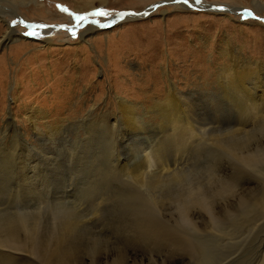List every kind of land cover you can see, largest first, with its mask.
<instances>
[{
    "label": "rangeland",
    "instance_id": "rangeland-1",
    "mask_svg": "<svg viewBox=\"0 0 264 264\" xmlns=\"http://www.w3.org/2000/svg\"><path fill=\"white\" fill-rule=\"evenodd\" d=\"M22 1L0 0L20 14L5 19L22 39L0 50V224L38 223L39 237L70 224L86 264H264V119L243 111L224 73L231 54L264 65V6ZM122 15L135 19L117 27ZM171 84L192 135L157 106ZM119 99L134 104L135 124ZM33 108L49 114L35 129Z\"/></svg>",
    "mask_w": 264,
    "mask_h": 264
},
{
    "label": "bare ground",
    "instance_id": "bare-ground-1",
    "mask_svg": "<svg viewBox=\"0 0 264 264\" xmlns=\"http://www.w3.org/2000/svg\"><path fill=\"white\" fill-rule=\"evenodd\" d=\"M88 1V0H87ZM168 1V0H167ZM174 1V0H173ZM172 1V2H173ZM264 0H251L252 2V7L254 9V11H256V9L258 8H263L264 4L263 2ZM26 2L23 0L22 4H25ZM103 3H99V6H101ZM190 4V5H189ZM191 3H186L183 6V10H186L187 7L191 6ZM91 10H93L94 5L93 3L91 4V2H87L85 4V6H81L78 5L76 6V9L78 10L77 13H83L84 10H87L89 8H91ZM226 9V8H225ZM224 9V10H225ZM9 10V11H7ZM230 10V9H229ZM228 10V11H229ZM13 14L16 15V17L19 19L21 16L18 13L17 10L14 9H8V7H0V19H1V25L2 28H4L3 32L0 34V50L2 48H4L7 44L9 43H17L19 46H21V42L22 39L17 36V34H15V31L12 30V26L11 23H9L7 21V19H5V14ZM167 13V11H163L162 12V16H165V14ZM10 15V14H9ZM224 15V14H223ZM123 19L121 23L117 24V27H121L123 25V23H126L127 21L131 20V19H135L134 17H128V16H121ZM21 19V18H20ZM66 19V18H65ZM68 19V17H67ZM89 20V19H87ZM86 20V21H87ZM91 22V21H90ZM97 26H92L90 25L89 28H95ZM264 27V26H263ZM134 29V28H133ZM91 30H85L83 32V35L81 37V39L83 40V38L88 37L90 35H93L94 33L90 32ZM226 38V37H225ZM25 39V38H24ZM228 40V39H227ZM229 43V42H228ZM230 44V43H229ZM31 45V44H30ZM53 44L51 43L50 40H47L44 42V46L46 48H51ZM41 48V47H40ZM230 52V51H229ZM239 52V51H237ZM224 53V52H223ZM232 53V51H231ZM230 53V54H231ZM234 53V52H233ZM241 54V53H240ZM239 54V55H240ZM225 55V54H224ZM234 57V54H231ZM231 57V56H230ZM229 57V59H230ZM231 57V64L230 66L226 67L224 69V73L226 74H222L225 75L227 77V81L225 84H227V86L230 88L229 90L231 91L234 90L235 95H238V99L240 100L239 104H243V98L246 99V105H242V109L243 111H247L250 112L251 114H253L254 116L259 117V115H261L264 119V65L259 61L256 62V64L258 63L257 68L259 69H255L252 66V64H248V62H243L239 61L238 59H235ZM236 57V56H235ZM240 59V58H239ZM248 61V60H247ZM254 65V64H253ZM220 74V73H219ZM221 75V74H220ZM224 76V77H225ZM218 79V78H217ZM223 80V79H222ZM225 82V81H223ZM221 83V82H219ZM224 84V86H226ZM176 85V84H175ZM224 86L222 88V90L224 89ZM177 87V86H176ZM221 87V86H220ZM227 87V88H228ZM225 90V89H224ZM228 91V89H227ZM233 91V92H234ZM233 92L231 94H233ZM189 93H193V92H189ZM167 98H166V104L164 102L162 103H157V106L159 108H161L160 110H164V113L166 111L167 113V119L169 124L176 126V129H183V132L186 134H190L192 135L194 133V128L189 124V122H185L183 121L181 118V116H179L180 111H182L183 107L186 105L185 100H183V98L180 96L181 93L177 92L176 93V88L174 85H170L169 89H167ZM183 94V92H182ZM230 94V95H231ZM184 95V94H183ZM234 95V94H233ZM234 95V96H235ZM236 95V96H237ZM241 97V98H240ZM224 98V97H223ZM232 100V99H231ZM248 100V101H247ZM188 104V103H187ZM238 104V103H237ZM134 104H131L130 102L123 100V99H119V106L121 109V114L122 116L125 118V121L127 122V124H130L134 122V112H132V110H130V108L133 109ZM133 106V107H132ZM188 107V105L186 106ZM185 107V108H186ZM240 107V106H239ZM155 108V107H154ZM94 109V108H93ZM157 109V107H156ZM155 109V110H156ZM12 110V109H11ZM134 110V109H133ZM158 110V109H157ZM159 110V111H160ZM185 110V109H184ZM94 111V110H93ZM135 111V110H134ZM158 111V112H159ZM90 112V111H89ZM162 112V111H161ZM188 113V112H187ZM9 118L7 123L9 122L12 125H17V119L15 120L14 116L12 113H9ZM49 117V114L46 111H41V110H36L33 108V110L31 111L30 115L28 116V120L34 124V129L36 128L35 124L37 121L42 120V119H46ZM186 117V116H185ZM166 119V118H165ZM121 120V119H120ZM82 122L85 121V119L80 120ZM188 121V120H187ZM263 121V120H262ZM117 122V121H116ZM135 124V122H134ZM15 125V126H16ZM131 125V124H130ZM264 125V123H263ZM134 126V128H138L135 127L136 125H132ZM131 126V127H132ZM133 128V127H132ZM175 128V127H174ZM173 128V129H174ZM131 129V128H130ZM262 129V128H261ZM37 132V131H36ZM181 136V134H180ZM183 136V135H182ZM185 137V136H184ZM178 138V137H176ZM182 139V138H181ZM187 139V138H186ZM183 140V139H182ZM179 141V140H178ZM214 142V140H213ZM245 148V147H244ZM261 149V148H260ZM264 149V148H263ZM262 150V149H261ZM264 152V150H262ZM259 152V151H258ZM260 153V152H259ZM235 154V153H234ZM242 155V154H241ZM247 155V153H246ZM259 156V155H258ZM5 157V156H4ZM251 157V156H250ZM246 158V156H245ZM199 160V159H198ZM251 160V159H250ZM253 160V159H252ZM251 160V161H252ZM264 160V157H263ZM1 161V160H0ZM150 161V160H149ZM255 162V161H254ZM263 162V161H262ZM256 163V162H255ZM258 163V162H257ZM242 164V163H241ZM245 165V164H244ZM165 172V171H164ZM243 174V173H242ZM225 183V182H224ZM202 187V186H200ZM192 195V194H191ZM190 195V196H191ZM222 195V194H221ZM189 196V195H188ZM194 197V195H193ZM198 198V196L196 197ZM200 199V198H199ZM148 201V200H147ZM212 201V200H211ZM203 202V201H201ZM208 202V201H207ZM210 202V201H209ZM29 203V202H28ZM204 203V202H203ZM195 204V203H194ZM198 204V202H197ZM201 204V203H200ZM12 205V204H11ZM185 205V204H184ZM187 205V204H186ZM196 206V205H194ZM209 206V205H208ZM204 207V206H203ZM207 207V206H206ZM185 208V207H184ZM211 208V207H210ZM186 209V208H185ZM187 210V209H186ZM184 213V212H183ZM190 214V213H189ZM185 215V214H184ZM187 215V213H186ZM188 216V215H187ZM8 218V217H7ZM185 218V216H184ZM189 218V217H188ZM216 218V217H215ZM219 219V218H218ZM187 220V219H186ZM190 221V220H189ZM2 222V221H1ZM0 222V223H1ZM7 222V221H6ZM16 222V221H15ZM188 222V221H187ZM35 223V222H33ZM7 224L9 223H4V224H0V229L1 231H4L2 228H6V232H2L0 233V264H3L4 261L9 262V261H13V262H21L22 264H86L83 263V261H79V258L77 257L76 253L74 255V249L75 247H73L75 245V243L73 244V241L70 240V236H72L70 234L71 230H72V226H70V224H66L64 223V225L61 228V231L56 235V234H52V236H43V237H39V233L36 234V230H38L37 226L38 223H35L33 225H28L27 223H19L20 227V231L24 234H19V232L17 230L19 229H15L12 230V232H8L7 231ZM132 224V223H131ZM244 225H247V223H243ZM12 225V224H11ZM72 225V224H71ZM249 225V226H248ZM247 227H250L252 225L248 224ZM14 226V225H12ZM76 226V225H75ZM242 226V225H241ZM10 227V225H9ZM17 227V228H19ZM251 228V227H250ZM14 229V228H13ZM78 229V227H77ZM9 230V228H8ZM22 230V231H21ZM74 230V229H73ZM0 231V232H1ZM233 231V230H232ZM38 232V231H37ZM49 232V231H48ZM131 232V231H130ZM231 232V231H230ZM72 233V232H71ZM74 233V232H73ZM233 234V233H232ZM74 235V234H73ZM38 236V238H37ZM78 238V237H77ZM232 238V236H231ZM74 239V238H73ZM76 239V238H75ZM74 239V240H75ZM77 240V239H76ZM72 241L71 245L69 242ZM231 241V240H230ZM236 241L237 240H233ZM235 243L238 244V243ZM242 241H239V243H241ZM231 243V242H230ZM243 243V242H242ZM96 244V243H95ZM93 246V245H92ZM86 253V252H85ZM34 255H37V259L39 260H34L33 257ZM92 257V256H91ZM36 258V257H35ZM92 259V258H91ZM104 259V258H103ZM95 261V260H94ZM102 261V260H101ZM119 261V260H118ZM6 262V263H7ZM108 262V261H107ZM113 262V261H112ZM111 262V263H112ZM10 264V263H9ZM20 264V263H19ZM88 264H94V262L92 263L89 262ZM97 264V263H95ZM101 264V263H100ZM108 264V263H105ZM117 264V263H116Z\"/></svg>",
    "mask_w": 264,
    "mask_h": 264
},
{
    "label": "snow or ice",
    "instance_id": "snow-or-ice-1",
    "mask_svg": "<svg viewBox=\"0 0 264 264\" xmlns=\"http://www.w3.org/2000/svg\"><path fill=\"white\" fill-rule=\"evenodd\" d=\"M183 2H184V3H187L188 0H183ZM196 2H197V3H200V0H196ZM95 15L107 16V15H109V14L106 13V12L101 11V12L95 13ZM78 19H86V18H85V17H78ZM17 23H18V22H15V21H14L12 26L15 27ZM19 23H23V22L20 21ZM26 27H28V26L26 25ZM24 35H26V36H35V35H37V33H36L35 31H32V32H25Z\"/></svg>",
    "mask_w": 264,
    "mask_h": 264
}]
</instances>
